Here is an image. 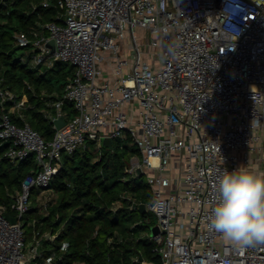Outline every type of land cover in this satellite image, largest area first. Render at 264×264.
Segmentation results:
<instances>
[{
	"label": "built area",
	"instance_id": "2783aa9c",
	"mask_svg": "<svg viewBox=\"0 0 264 264\" xmlns=\"http://www.w3.org/2000/svg\"><path fill=\"white\" fill-rule=\"evenodd\" d=\"M58 6L59 22L42 26L33 39L15 36L18 46L30 48L24 63L51 68L59 61L74 69L63 97L50 105L52 140L13 121L12 114L24 120L28 100L18 101L0 79L5 156L16 164L35 156L38 166L14 198L15 224L0 206V264H56L38 231L27 241L33 189L50 193L63 154L90 143L100 150L103 138H129L136 147L126 174L137 179L142 168L146 177L152 195L146 212L159 227L147 237L162 264H264V244L235 248L207 227L224 169L252 171L257 159L264 170V0H59ZM107 68L110 77L101 78ZM8 102H14L9 110ZM61 117L66 125L57 130Z\"/></svg>",
	"mask_w": 264,
	"mask_h": 264
},
{
	"label": "trees",
	"instance_id": "16d2710c",
	"mask_svg": "<svg viewBox=\"0 0 264 264\" xmlns=\"http://www.w3.org/2000/svg\"><path fill=\"white\" fill-rule=\"evenodd\" d=\"M58 2L0 0L1 86L18 101L24 97L28 100L20 111L24 120L13 114L12 119L18 125L29 123L48 141L55 134L48 117L55 110L50 105L63 97L74 69L59 61L51 68L24 63L25 57L31 59L30 48L18 46L15 36L25 33L33 39L42 26L59 22ZM13 105L8 102L7 110ZM64 109L68 118L74 117L70 105ZM8 146L0 142V206L13 216L14 198L38 166L35 156L20 164L10 161L5 156ZM133 148L128 138L124 143L115 141L112 149L98 150L90 143L85 150L63 154L62 167L50 184L55 199L42 208L38 204L41 192H32L26 217L27 241L31 242L38 231L44 254L55 256L56 264H142L141 258L146 263L162 264L155 244L147 237L156 221L139 210L140 205L151 201L149 186L144 176L131 179L126 174L131 159L138 156ZM50 234L57 235L54 242L48 238ZM64 243L69 244L65 251Z\"/></svg>",
	"mask_w": 264,
	"mask_h": 264
},
{
	"label": "clouds",
	"instance_id": "9594fccd",
	"mask_svg": "<svg viewBox=\"0 0 264 264\" xmlns=\"http://www.w3.org/2000/svg\"><path fill=\"white\" fill-rule=\"evenodd\" d=\"M215 187L208 230L235 248L264 244V172L226 168Z\"/></svg>",
	"mask_w": 264,
	"mask_h": 264
},
{
	"label": "water",
	"instance_id": "95a60500",
	"mask_svg": "<svg viewBox=\"0 0 264 264\" xmlns=\"http://www.w3.org/2000/svg\"><path fill=\"white\" fill-rule=\"evenodd\" d=\"M47 47L51 48V50L54 52L55 51V42L54 40H50L47 43ZM54 125L56 127L57 130L62 129L63 127H65L66 125V121L63 117L57 119L54 121ZM102 148L104 149H112L113 148V141L111 138H103L102 139ZM136 174L138 175V177H143V172H142V168H138L136 170ZM139 210L144 214L146 213V205H140L139 206ZM6 217L11 221V223L15 224L16 223V218H14L13 216H10L9 214H6ZM159 234V227L158 226H154L151 229V235L152 237H155L156 235ZM48 238H51V234L48 236ZM140 262H143V259H140Z\"/></svg>",
	"mask_w": 264,
	"mask_h": 264
},
{
	"label": "rangeland",
	"instance_id": "374dc122",
	"mask_svg": "<svg viewBox=\"0 0 264 264\" xmlns=\"http://www.w3.org/2000/svg\"><path fill=\"white\" fill-rule=\"evenodd\" d=\"M124 47L125 48H127V50L129 51V49L131 48L130 46H131V38H130V40H126L125 42H124ZM126 52V55L124 56V58L125 59H129V57H130V55H129V52ZM24 51H19V53L20 54H22ZM150 60V59H149ZM150 61H152V63L155 65V66H159V61H158V59L156 58V59H152V60H150ZM110 77V75L108 74V68L106 69V71L104 72V74H103V77H101V78H106V79H108ZM262 146L264 147V138H262ZM134 150H136V147L134 146V148H133ZM134 158H136V156H134L132 159H134ZM143 180L146 182V177H143ZM147 183V182H146ZM150 189V188H149ZM33 192H36V189H33ZM150 192H151V190H150ZM51 197V195H50V193H48V194H46L45 195V197H41V196H39V198H38V200L41 202H43V203H47V202H49V198ZM41 198H42V200H41ZM153 219L156 221V219H155V217H153ZM156 225V224H155Z\"/></svg>",
	"mask_w": 264,
	"mask_h": 264
},
{
	"label": "crops",
	"instance_id": "0c3cea01",
	"mask_svg": "<svg viewBox=\"0 0 264 264\" xmlns=\"http://www.w3.org/2000/svg\"><path fill=\"white\" fill-rule=\"evenodd\" d=\"M261 135H262V138H264V130H262ZM256 157H258V156L256 155ZM252 171L264 172V170L261 168V166H260L259 162L257 161V159H256V161H255V163H254V166H253ZM44 194H45V193H40L39 196H41V197H45ZM50 195H51V200L55 199V195H54L53 192H50ZM41 200H42V198H41ZM38 204H39L42 208H44V206H45V203H43L42 201L40 202L39 200H38ZM51 236H52V235H51ZM146 264H150V263H146Z\"/></svg>",
	"mask_w": 264,
	"mask_h": 264
}]
</instances>
